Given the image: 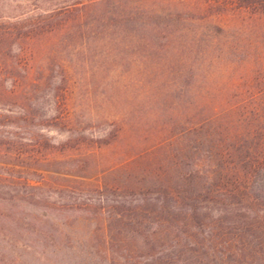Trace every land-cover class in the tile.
Segmentation results:
<instances>
[{"label": "trees", "instance_id": "obj_1", "mask_svg": "<svg viewBox=\"0 0 264 264\" xmlns=\"http://www.w3.org/2000/svg\"><path fill=\"white\" fill-rule=\"evenodd\" d=\"M35 1L28 13L0 10V254L23 248L38 264H90L93 251L83 249L88 256L81 260L82 243L73 232L92 213L94 239H100L96 254L107 260L99 264H264V37L257 33L249 40L232 31L253 30L260 23L251 22H264V0H198L193 8L201 13L195 16L146 4L128 10L120 7L122 0ZM187 1L177 2L192 6ZM88 18L102 32L119 27L118 44L152 45L158 33L168 38L167 31L170 38L192 44V105L201 110L193 109L184 131L188 148H171L164 165L139 176L140 187L105 186L79 173L80 167L91 166L93 153L83 152L82 139L78 147L70 144L78 131L63 70L59 82L52 75L35 89L49 88L42 96L26 90L35 43L78 37L76 27L89 26ZM128 24L139 27L127 32ZM46 95L53 102L50 115L40 111V97ZM36 120L39 127L66 129L68 140L52 147L42 133L28 138V124ZM97 143L108 145L101 139ZM70 150L79 153L69 155ZM28 158L33 163L20 169L16 161ZM52 163L59 169L45 168ZM150 180L153 187L145 188ZM27 199L28 214L17 204ZM78 209L85 215L74 214ZM128 234L139 237L141 253L128 247ZM185 237L193 239L190 245L180 244ZM168 240L176 242L171 253L165 251Z\"/></svg>", "mask_w": 264, "mask_h": 264}, {"label": "rangeland", "instance_id": "obj_2", "mask_svg": "<svg viewBox=\"0 0 264 264\" xmlns=\"http://www.w3.org/2000/svg\"><path fill=\"white\" fill-rule=\"evenodd\" d=\"M177 1L122 0L120 7L126 6L128 10L132 7L138 9L142 4H146L154 9L173 11L174 14L176 11L185 12L188 16L201 13L199 8H193L198 0H188L186 3L192 4L189 7L185 6L188 4ZM35 3L38 1L0 0V10L28 13L36 6ZM39 4L43 8L52 7L49 3ZM104 8L99 7L102 11L105 10ZM91 21V18H88L89 26L87 27L85 25L76 27L80 30L73 32L78 36L73 39L62 36L54 42L35 43L33 49L36 59L27 67L31 72L32 82L25 83L26 90L29 95L42 96L50 91L49 88L45 92L35 89L42 87L44 82L47 85V81H52L50 79L52 75L59 82L60 73L63 70L64 75L68 77L65 82V86L68 87L67 104L72 114V124L78 131L74 137L76 139L70 144L78 147L77 143H80L79 139H82L86 143L83 152L93 153V157L89 159L91 166L89 165L88 168L84 166L85 170L79 166V173L90 179L99 180L105 186L116 184L124 190L128 186L140 187L139 176L141 177L147 169L155 170L160 165H164L163 159L171 153V148L180 149L181 152L182 149L185 151L188 148L189 139L185 137L184 131L192 119L193 109H196L192 105L194 95L190 87L192 79L190 67L195 59L191 50L192 44L190 41L170 38L172 31H167L168 38H162L163 35L156 32L159 38H156L152 45L118 44L117 39L121 37L119 27L113 26L102 32L103 27L96 29L97 24L92 26ZM258 22L260 25L253 28L255 31L251 28H243V31L233 28L232 31L238 32L249 40H254L257 33L264 37V22L256 20L251 23L255 25ZM245 24L241 22L238 26L244 27ZM206 25L209 30H213L212 24ZM136 27H139V24H128L125 30L129 32ZM189 27L197 29L196 23L189 24ZM188 45H191V49ZM196 48L201 50V47L197 45ZM15 49L14 45L12 54L15 53ZM225 56L227 57L228 54ZM24 74L22 71L21 75ZM39 106L43 114L52 113L53 102L48 95L44 98L40 97ZM199 110L201 108L196 109V112ZM37 122L38 120L28 124V138L34 133H42L51 140L52 147L59 146V143L68 140L70 133L66 129L43 125L39 127ZM100 139L106 141L108 145L97 143ZM29 144L28 139V151L31 148ZM160 144L162 146L155 149V146ZM50 150L52 148L44 149V152L48 153ZM59 153L56 155L61 156ZM68 153L76 156L79 151L70 150ZM16 163L20 169H23L26 164L29 167L33 162L28 158L24 162L16 161ZM45 168L56 170L59 166L58 163H52ZM50 176H53V179L58 177L52 172ZM151 181L144 182V187H153ZM16 188L19 187L16 186ZM99 194L101 193L93 192L95 196ZM106 195L111 197L112 193L107 192ZM17 204L21 205L28 214V199ZM40 212H42L41 209ZM75 213L83 215L85 212L78 209ZM93 216L91 213L89 219L83 218L76 223L73 234L78 243H82L79 246L78 257L83 260L85 256H88L85 251L88 249L93 251V258L92 260L88 258L87 263L90 261V264H99L107 260L103 257L104 255L96 254L100 239H94L97 225L92 219ZM128 236L131 237V234ZM185 239L180 241V244L188 242L185 245H190L193 240L190 237ZM139 240V237H131L127 244L136 253H141V250L136 248V243H140ZM165 242L167 253L176 249L174 248L176 242L171 240ZM7 252L0 254V264H38L28 254V250L23 248Z\"/></svg>", "mask_w": 264, "mask_h": 264}]
</instances>
